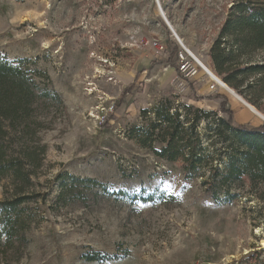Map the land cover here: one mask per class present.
Here are the masks:
<instances>
[{
  "label": "rangeland",
  "instance_id": "1",
  "mask_svg": "<svg viewBox=\"0 0 264 264\" xmlns=\"http://www.w3.org/2000/svg\"><path fill=\"white\" fill-rule=\"evenodd\" d=\"M158 1L0 0V59L25 60L66 106L49 111L31 198L4 210L15 192L0 178V227L17 219L25 239L0 249V264H264L263 182L244 179L232 188L239 196L219 204L180 164L129 138L142 109L164 98L218 114L205 102H224L237 123L264 124V111L229 86L210 90L202 74L185 81L168 62L177 36L213 71L209 50L237 0ZM251 59L264 62V49ZM71 178L79 181L66 191ZM95 252L110 259L84 257Z\"/></svg>",
  "mask_w": 264,
  "mask_h": 264
},
{
  "label": "trees",
  "instance_id": "2",
  "mask_svg": "<svg viewBox=\"0 0 264 264\" xmlns=\"http://www.w3.org/2000/svg\"><path fill=\"white\" fill-rule=\"evenodd\" d=\"M177 49V44L171 42V66ZM262 49L264 0H237L209 50V58L216 75L260 111H264V101H260L264 62L251 57ZM24 62L20 60L15 65L0 59V178H9L15 192L2 203L8 212L33 195L28 190L47 151L41 133L52 128L50 109L66 114L60 94L38 81L23 67ZM250 74L259 76L245 84ZM218 111L220 114L164 98L142 109L144 121L131 128L129 138L157 158L180 164L184 176L200 179L204 191L220 204L239 196V192L232 193V188L237 189L244 179L264 183V124L237 123L224 102ZM71 179L64 190L74 191V181L79 180ZM81 182L96 183L92 179ZM1 223L0 249L25 240L17 219L4 217ZM84 257L89 261L110 259L99 252Z\"/></svg>",
  "mask_w": 264,
  "mask_h": 264
},
{
  "label": "built area",
  "instance_id": "3",
  "mask_svg": "<svg viewBox=\"0 0 264 264\" xmlns=\"http://www.w3.org/2000/svg\"><path fill=\"white\" fill-rule=\"evenodd\" d=\"M155 1L159 4L158 0ZM176 38L180 44H178L176 60L177 70L181 78L185 81L194 82L197 81L201 77L200 74H202V76H207L208 87L210 90H215L220 87L218 85V80H221V78L218 77V75H216L207 65H202L196 58H194L191 51L183 45L182 41L177 36ZM152 48L156 49L157 54L165 52V47L161 41L153 43ZM256 249L264 248L257 243Z\"/></svg>",
  "mask_w": 264,
  "mask_h": 264
},
{
  "label": "bare ground",
  "instance_id": "4",
  "mask_svg": "<svg viewBox=\"0 0 264 264\" xmlns=\"http://www.w3.org/2000/svg\"><path fill=\"white\" fill-rule=\"evenodd\" d=\"M159 2V1H158ZM159 6V9H161V6L160 5H158ZM162 10V9H161ZM181 40V39H180ZM183 43V42H182ZM184 45V44H183ZM185 46V45H184ZM186 47V46H185ZM187 48V47H186ZM189 50V49H188ZM190 51V50H189ZM192 53V52H191ZM193 54V53H192ZM193 56H194V58H196L202 65H205L204 63H202L201 61H200V59L199 58H197L194 54H193ZM216 76V75H215ZM218 85L220 86V88H226V84L222 81V80H218Z\"/></svg>",
  "mask_w": 264,
  "mask_h": 264
},
{
  "label": "crops",
  "instance_id": "5",
  "mask_svg": "<svg viewBox=\"0 0 264 264\" xmlns=\"http://www.w3.org/2000/svg\"><path fill=\"white\" fill-rule=\"evenodd\" d=\"M206 101H210V102H212L213 100H206ZM240 101H241V102H244V100H240V99H239V102H240ZM210 102H205V105H207V106H208V105H211V106L214 105L215 107H216V106L219 107V105H220V103H215V102H214V104H212V103H210ZM205 105H202V106H205ZM230 110L233 112V110H232L231 108H230ZM233 115H234V113H233ZM234 119H235V117H234ZM239 123H240V122H239Z\"/></svg>",
  "mask_w": 264,
  "mask_h": 264
},
{
  "label": "water",
  "instance_id": "6",
  "mask_svg": "<svg viewBox=\"0 0 264 264\" xmlns=\"http://www.w3.org/2000/svg\"><path fill=\"white\" fill-rule=\"evenodd\" d=\"M161 11V16L164 18V20L166 21V23L168 24V26L171 28V30L173 31L172 27L170 26V24L168 23V21L166 20L165 14L164 12L160 9Z\"/></svg>",
  "mask_w": 264,
  "mask_h": 264
}]
</instances>
